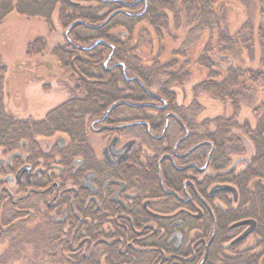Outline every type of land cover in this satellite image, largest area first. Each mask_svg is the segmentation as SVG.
<instances>
[{"label":"flooded vegetation","instance_id":"af4514ba","mask_svg":"<svg viewBox=\"0 0 264 264\" xmlns=\"http://www.w3.org/2000/svg\"><path fill=\"white\" fill-rule=\"evenodd\" d=\"M96 1L114 7L103 16L108 27L128 9L142 5L132 16L139 18L147 10V0ZM111 55L104 71L79 79L105 84L104 72H120L111 89L100 84L90 93L78 83L77 96L28 120L8 116L1 104L0 234L38 220L74 252L94 239L92 250L105 245L130 264L133 253L155 251L162 264H218V257L220 264H264V176L251 170L253 146L236 165H214L210 123L197 130L196 118L180 115L174 92L167 86L154 94L146 74L106 68ZM4 184L21 196L14 200ZM188 233L195 236L189 246Z\"/></svg>","mask_w":264,"mask_h":264},{"label":"rangeland","instance_id":"374dc122","mask_svg":"<svg viewBox=\"0 0 264 264\" xmlns=\"http://www.w3.org/2000/svg\"><path fill=\"white\" fill-rule=\"evenodd\" d=\"M70 1L67 2L72 5L80 3L81 6L77 7L79 9L70 6L64 15L68 19L64 16L62 18L64 11L61 4H57L49 20L37 13L31 12L28 15L15 10L0 21V103L8 116L24 120L31 119V116L43 117L54 106L71 96H77L72 90L78 85L79 79L85 77L77 73L74 69L76 65L70 67L73 73L67 72L68 66L65 69L61 65L55 51H65L67 48L82 62L93 64V57L83 55L82 50L91 49L98 40L108 41L107 37L85 26L99 25L102 20L97 17L112 12L114 7L102 5L96 0ZM126 1L134 3L137 0ZM210 2L217 12L221 32L227 33L237 47L236 54L217 49L218 41L216 36L213 38L212 31L205 24L197 29L198 19L187 11L188 4L185 2L180 6L178 1L173 4L175 0H165L171 8L163 11L166 24L154 23L159 33L147 19L132 17L142 12L140 5L128 9L126 12L129 15L116 17L115 22L120 26L114 29L115 26L110 25L111 31L106 34L115 33L118 41L129 43L131 40L126 39L125 33L134 25V43L137 42L134 47L137 49L139 63L142 62V66L147 69L161 70L157 77L149 79L150 82L154 79L153 83H147L149 89L154 94H160V88L168 86L175 94L174 101L179 106L180 115L196 118L197 130L198 125L206 122L210 123L213 132L217 119L233 120L237 132L230 136L231 141L225 146L226 166L229 167L239 158L249 156L247 143L255 149L250 133L257 129L259 120L264 116V45L261 48L264 14L261 15L262 19V0ZM81 7L91 8L93 11L90 12H93L97 20L91 23L85 21L80 14ZM22 9L32 11L31 4L29 8L22 6ZM157 23L160 24L159 21ZM245 25L246 29H243ZM252 31L255 43L249 41ZM103 52L101 62L104 64L110 49ZM112 64L111 61L106 68ZM82 66L81 63L78 68ZM129 76L133 74L129 73ZM218 80L230 84L224 99L215 98L211 92L203 91L205 86L208 90L207 84ZM86 120L90 123L93 119L87 116ZM253 153L255 156L256 151ZM253 165L255 169L256 163ZM4 186L14 194V200L21 196L16 187L9 184ZM52 229L47 224H39L38 220L17 222L7 233L0 234V264H130L125 256L111 257L113 252H105V245L97 244L92 250L94 239L88 246L83 244L81 252H74ZM184 230L188 231L186 228ZM189 233L185 241L187 246L195 237ZM151 243L147 242V248L156 244L155 241ZM115 253L119 254L118 251ZM133 255L137 257L134 264H162L160 252ZM219 260L220 257L214 263L220 264Z\"/></svg>","mask_w":264,"mask_h":264},{"label":"trees","instance_id":"16d2710c","mask_svg":"<svg viewBox=\"0 0 264 264\" xmlns=\"http://www.w3.org/2000/svg\"><path fill=\"white\" fill-rule=\"evenodd\" d=\"M166 1H169V0H166ZM176 1H178V3H180L179 4L180 6L182 4L184 5L185 2L188 4L187 5V11L192 12L193 15L196 16L198 19L199 24L197 26L198 27L197 29H200V27H202V25L204 26V24H205L207 26V28H209L212 31L213 38L216 36L215 39L218 41V47L219 48H217V49L229 52L231 54H236L237 47L235 45H233V43L231 41L232 38L230 39V36L227 35V33L221 32V28L219 27V19H218L217 12L214 8V4L213 3L211 4L210 0H187V1L175 0V3H173V4H176ZM30 4H31L32 11L29 9H25V10L22 9V6L29 8ZM57 4L58 5L61 4L62 12L64 11V14H61L62 18L64 15H66V12L68 9H70V6L73 9L74 8L79 9V8H77L78 6H74L72 4H69L66 0H0V21L6 15L12 13L15 10L21 14H28V15L31 14V12L35 13V14L37 13V14L43 15L45 17V19L49 20L53 16L54 9H55ZM164 5H166V6H164ZM260 6L262 8L261 9L262 14H260V17H261V15L264 14V0H262ZM81 8L82 9L80 11V14H81V17L85 21H90V23H91V21L93 22L94 20H97V19L102 20L99 25H94L93 27L92 26H89V27L85 26V27L87 29L95 32L96 34H99V35L102 34L103 37H107L108 42L110 44L106 45V44L99 43V44L93 45V47L89 50H82L83 55H91L93 57V59L95 60L94 62H92L93 64L82 62L77 56H75L73 53H71L70 50L68 51L67 48H65V51H60V52L55 51L54 54L56 55L57 59L60 61L61 65L65 69H67L66 67L68 66L69 69H67V72L73 73V69H71L70 67H75V65H76V67L74 69L79 74H83V71H86L83 68L86 69V67H87V69L93 68V69H98L100 71H104L103 63L101 62V57L104 53L103 51H105L106 49H110V54H112L111 55L112 57H110L111 58L110 63L112 61L113 64H117L115 67V69H117V71L126 70V71L133 72L137 75H143V74L145 75L146 74L147 81L150 84L153 83L154 79L152 78V80H151L152 82H150L149 79L151 77H157L161 73V70H159L157 68L156 69H153V68L147 69V68H144L142 66V64H141L142 62L139 63V59H138V56L136 54L137 49H136V47H134V45L137 43V42L134 43L135 42V36H136V34L134 33V30H133L134 25L129 27L128 32L125 33V35L127 36L126 39L131 40V42H129V43H131L130 47H129V43L118 41L117 40L118 38L115 37V33H112L111 35H107L108 31H111V30L109 29L110 26L108 27L109 24H107V25L104 24L106 21L105 20L106 17H102V18L97 17V19H96L92 14L93 12L92 13L90 12V11H93V10H90L91 8H87V7H81ZM167 8H171V7L169 6V4L165 3V0H147V10H146L145 14L140 19L141 20L147 19L149 24L151 26H153L154 30L156 31V29L154 27L155 24H157V25H161L162 23L166 24V20H165V17L163 15V11H165V9H167ZM187 15H189V14H187ZM64 18L68 19L66 16H64ZM261 18L263 19V17H261ZM157 21H159L160 24H158ZM102 24H104L102 27H98ZM118 26H120L119 23H117V25L114 27V29ZM243 29H246V25ZM157 33H159V32H157ZM193 33H194V30L191 32V34H193ZM253 36L254 35H253V31H252L251 32V38L249 41L252 40L255 43ZM263 36H264V34L261 37V48L264 45ZM224 39H225V41H224ZM131 45H133V46H131ZM129 48H130V50H129ZM110 54H109V56H110ZM262 55L264 57V46L262 48ZM95 56H97V58ZM81 63L83 64V66L81 68H78V67H80ZM103 77H104V79L107 80L105 84L86 82L83 80L78 81V83L80 85H82V87L86 88V90L90 91V93H91V92H99V89L94 88V86L98 85L99 87H101L100 84H102V86H106L107 88L111 89L112 86L117 84V79H120V80L122 79L120 72L118 73L117 77H114L110 73L104 72ZM111 79H115V81L114 80L111 81ZM123 83L126 84L127 82L124 81ZM209 84H207L208 90L205 88L206 87L205 86L203 88V91H205V92L208 91L209 93L211 92L215 98L224 99L225 97H227V91H228V88H230L229 83H226L222 80H218V81L210 82ZM209 86H210V88H209ZM101 90H102V88H101ZM107 90H109V89H107ZM90 97H91V95H90ZM104 100L108 101V98L105 97ZM70 110H72V109H70ZM99 110H100V108L98 109V111ZM70 112L71 111H68L69 117L75 115V114H70ZM1 115L2 114H1V107H0V116ZM259 121L260 122H259L257 129L253 133H250V139H251V142L253 143L255 151H256L254 163H256V165H257V167H255V169L251 168V170L259 171V174H258L259 176H257V177L262 178L264 176V116ZM215 127H216V129H215V131H213V133L211 135V140H212L213 149H214V151H213V162L212 163L214 165H218L221 163L224 164L225 161L227 160L225 146L231 141L230 136L237 132V128H236L233 120H231V119L226 120V119H221V118L217 119V121L215 122ZM250 172H252V171H250Z\"/></svg>","mask_w":264,"mask_h":264},{"label":"water","instance_id":"95a60500","mask_svg":"<svg viewBox=\"0 0 264 264\" xmlns=\"http://www.w3.org/2000/svg\"><path fill=\"white\" fill-rule=\"evenodd\" d=\"M67 1L71 3L70 0H67ZM98 43H102V41L100 40V41H98ZM249 146H250V145H249ZM249 148H250V151H251V146H250ZM240 161H242V159H238V160L234 163V165H236V164L239 163ZM222 188H224V189H228V190H233V192H234V190H235L233 187H230V186H224V187H222ZM242 237H244V235H243Z\"/></svg>","mask_w":264,"mask_h":264}]
</instances>
